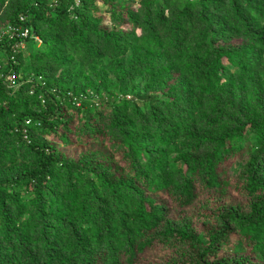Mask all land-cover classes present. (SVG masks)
Masks as SVG:
<instances>
[{"label": "trees", "instance_id": "16d2710c", "mask_svg": "<svg viewBox=\"0 0 264 264\" xmlns=\"http://www.w3.org/2000/svg\"><path fill=\"white\" fill-rule=\"evenodd\" d=\"M8 25L0 264H264V0H0Z\"/></svg>", "mask_w": 264, "mask_h": 264}, {"label": "built area", "instance_id": "2783aa9c", "mask_svg": "<svg viewBox=\"0 0 264 264\" xmlns=\"http://www.w3.org/2000/svg\"><path fill=\"white\" fill-rule=\"evenodd\" d=\"M79 4L80 2L77 1L76 5L78 6ZM19 20L21 23H24L27 21V17L20 16ZM32 38L33 37L31 35V30L22 25L19 27L14 25H8L0 32V42H2L3 40H8L11 43L10 46H11L12 56L10 58V62H12L13 64L17 63V59H16L17 55L20 52L27 50L28 41L31 40ZM34 41L38 46H41L42 40L39 37H34ZM18 79L19 77L16 74H11L7 77V82L9 83V85L15 86ZM133 98L134 97L132 95L126 94L119 97V100H133ZM81 101H82L81 99L75 98V103L77 107L81 106ZM27 125H30V121L27 122ZM24 138L28 140L29 137L26 134Z\"/></svg>", "mask_w": 264, "mask_h": 264}, {"label": "rangeland", "instance_id": "374dc122", "mask_svg": "<svg viewBox=\"0 0 264 264\" xmlns=\"http://www.w3.org/2000/svg\"><path fill=\"white\" fill-rule=\"evenodd\" d=\"M102 5H100L101 7ZM108 12L106 9H104L103 7H101V10L100 12L98 13V16H100L101 18H104L105 20V25H108L110 23V19L108 17ZM130 95H132L134 97V100L136 102H139V103H143L144 102V91L142 90L141 93H131ZM155 257V255L153 253H148L147 254V260H152L153 258ZM137 264H140L139 262Z\"/></svg>", "mask_w": 264, "mask_h": 264}]
</instances>
